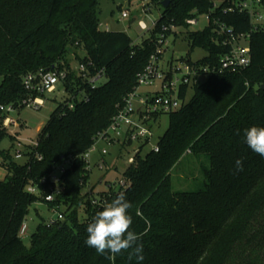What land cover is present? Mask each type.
<instances>
[{"label": "trees", "instance_id": "16d2710c", "mask_svg": "<svg viewBox=\"0 0 264 264\" xmlns=\"http://www.w3.org/2000/svg\"><path fill=\"white\" fill-rule=\"evenodd\" d=\"M153 1L163 8L161 18L149 39L136 44L127 33L100 28L99 0H0V145L12 141L9 149H0V167L7 172L0 180V264H130L127 252L109 258L84 244L88 224L105 207L93 206L83 193L81 182L91 175L84 156L139 88L138 75L156 54L161 34L178 38L171 27L187 29L191 53L202 49L207 55L197 62L181 60L198 66L217 69L229 53L214 24L198 31L187 24L211 13L218 0H169L168 8L162 6L166 0ZM225 1L212 14L237 33H249V16L224 14L232 0ZM250 47L247 68L209 72L203 81L181 86L182 100L190 90L193 96L166 114L170 124L160 151L143 156L148 142L141 145L123 172L125 186L112 185L100 196L106 205L120 193L130 202V230L143 244V264H264V158L243 142L244 129L264 126V28L251 34ZM49 72L66 74L61 84L67 99L57 103L35 145L18 147L17 136L4 126L9 114L1 108L25 109L26 100L39 96L26 90V79ZM100 73L107 82L90 83ZM18 150L25 162L16 160ZM187 152L207 157L205 181L200 190L175 192L171 173ZM61 167L66 169L58 200L47 203L27 191ZM40 189L43 196L50 193ZM37 203L57 209L64 220L53 226L42 221L27 247L19 232Z\"/></svg>", "mask_w": 264, "mask_h": 264}, {"label": "built area", "instance_id": "2783aa9c", "mask_svg": "<svg viewBox=\"0 0 264 264\" xmlns=\"http://www.w3.org/2000/svg\"><path fill=\"white\" fill-rule=\"evenodd\" d=\"M130 1V0H129ZM144 4L147 0H137ZM225 0H218L215 2L211 13L202 15L200 17H192L187 20L189 28L196 27L199 25L200 18H204L207 22V26L214 24L217 27V32L225 36L224 46L229 48V53L221 58L220 66L217 69H211L210 67L198 66L192 64L185 60H180L178 65L175 67H170L169 71L160 70L159 64L163 56L164 48L168 46L169 38H166L165 34H161L158 40V48L156 54L151 57L150 64L147 69L138 75L139 88L136 92L132 93L125 102V106L119 111V113L114 117L112 125L110 128L99 136L98 140L102 139L107 144H116L119 142L120 132L123 129V141L122 144H127L132 146L133 144H138L139 146L150 142L153 137V124L157 122L154 118L158 114H169L171 112L181 109L186 100L180 98V88L181 86L187 85L192 86L200 81H203L209 72L223 73H236L245 68H247L251 63V47L250 38L253 32H257L264 28V15L261 14L264 11V0H232L229 5L222 9L224 14L230 13H246L250 19V32L249 33H237L234 27L228 26L222 23L220 19H216L214 12L220 9L224 5ZM144 5L143 8H146ZM194 15L198 14V11L193 12ZM129 16L128 11L122 12V18H127ZM139 27L142 31H153L157 27V22H154L152 28L140 21ZM168 27H163V32H167ZM172 31H176L174 27H171ZM79 71L84 73L86 71L85 66H80ZM84 77H86L84 75ZM66 78V74L63 72H49L46 74H41L37 76H28L25 81L26 90L30 93H37L39 96L36 98H29L24 102L27 108L34 110H40L45 105V99L48 94L56 93L57 85ZM102 79V73L96 77L90 79V83L95 84ZM158 84L157 90L153 92L140 94L139 89L141 87H154ZM45 96V98H44ZM188 98V97H187ZM71 109L74 108L73 105L70 106ZM2 112L10 113L15 110L13 107H2ZM4 126L7 129L14 127L19 129L20 125L18 122L11 118H7L4 122ZM96 141V142H97ZM96 144V143H95ZM94 146L89 150L84 156V159L88 165V170L91 169V154L96 151ZM22 144L19 142L18 147ZM35 145V144H34ZM129 146V147H130ZM128 147V146H127ZM140 149L136 153L139 152ZM154 152L158 153L160 151L159 146L153 149ZM102 158L108 154L106 151L100 153ZM41 159V157H39ZM23 159V155L20 150L16 153V160ZM103 160V159H102ZM133 163V160H132ZM102 167V166H100ZM65 167L59 168L55 173H53L48 179H43L40 182V186L48 187L50 193L43 196V191L40 186H29L27 191L30 194H35L36 196L43 198L45 202L51 203L58 200L62 195V190L59 187L60 175L65 172ZM120 187L125 186L124 182L120 183ZM81 185L83 187L86 184L82 181ZM90 202L93 206H106L105 198H96L89 193ZM56 213L57 209H52ZM64 220L63 214L58 211L57 217L52 218L47 223L48 225H55L58 222ZM28 234V226L24 222L19 236L21 238L26 237Z\"/></svg>", "mask_w": 264, "mask_h": 264}, {"label": "rangeland", "instance_id": "374dc122", "mask_svg": "<svg viewBox=\"0 0 264 264\" xmlns=\"http://www.w3.org/2000/svg\"><path fill=\"white\" fill-rule=\"evenodd\" d=\"M147 5V8H143ZM100 6V28L103 31H117L127 33L136 44H141L143 41L149 39L150 32L142 31L139 27V22H144L148 28H152L154 22L159 21L163 8L153 0H147L144 4L137 0H99ZM128 11L129 16L122 18V12ZM264 15V11L261 12ZM137 19V20H135ZM207 26L204 18H200L199 25L191 27L189 31L203 30ZM187 29H179L177 31L178 38L172 36L168 40V46L164 48V54L160 61V70L166 72L170 67L178 65L179 61L189 57L192 61L197 62L203 59L207 54L202 49H196L191 53V43L187 39ZM191 53V54H190ZM190 54V56H189ZM107 82L106 78L101 79L97 86H101ZM158 84L154 87H141L139 93L146 94L149 91L157 90ZM193 96V91L190 90L187 101ZM67 95L62 84L57 85V91L53 94H48L45 99V105L40 110L25 108L22 110H13L9 113V118L14 121L23 123V128L20 126L18 131L14 127L8 129L11 135L17 136L18 141L23 145L35 144L38 138L40 127H44L56 109L57 103L64 102ZM170 118L168 115L160 116L159 120L153 124V137L149 144L143 149L142 155L152 151L158 146L161 138L164 136L169 128ZM124 130L120 132L119 142L116 144H107L102 139L96 142V151L91 154V175L83 188V193H89L96 198L105 194L110 186L119 189L122 182V176L125 168L134 161L136 152L139 149L138 144H133L123 148L121 143L123 141ZM16 137V139H17ZM12 146L10 138H6L0 145L1 150H7ZM106 151L108 154L105 158L101 157L100 153ZM103 159V160H102ZM24 162L23 159L18 160ZM98 163V165H96ZM102 166V167H100ZM209 163L205 155L196 156L187 152L181 162L177 164L171 173L172 189L175 192H192L200 190L205 181L203 168L208 167ZM7 172L0 167V180H6ZM66 211V207L62 208ZM58 210L53 212L49 210L47 205L37 203L33 205L25 223L28 226V234L23 238V243L31 246V240L36 233L42 221L48 223L50 219L57 217Z\"/></svg>", "mask_w": 264, "mask_h": 264}, {"label": "clouds", "instance_id": "9594fccd", "mask_svg": "<svg viewBox=\"0 0 264 264\" xmlns=\"http://www.w3.org/2000/svg\"><path fill=\"white\" fill-rule=\"evenodd\" d=\"M243 142L251 151L264 158V126L244 129ZM235 168L237 172L243 171L242 160H236ZM130 208V202L124 193H120L103 210L98 211L86 228L85 246L94 249L98 255H107L109 258L127 252L130 264L133 261L135 264H143V244L138 243V234L130 230Z\"/></svg>", "mask_w": 264, "mask_h": 264}, {"label": "crops", "instance_id": "0c3cea01", "mask_svg": "<svg viewBox=\"0 0 264 264\" xmlns=\"http://www.w3.org/2000/svg\"><path fill=\"white\" fill-rule=\"evenodd\" d=\"M135 20H137V19H135ZM150 92H153V91H149V92H147V93H150ZM19 125L23 128V123H20ZM42 128H43V127H40V128L38 129L39 133H40V131L42 130ZM15 130L18 131V129H15ZM38 135H39V134H38ZM17 141H18V137H17ZM18 142L22 143L21 141H18ZM22 145H23V144H22ZM31 145H34V144H31ZM23 160H24V159H23ZM24 162H25V160H24ZM96 165H98V163H97Z\"/></svg>", "mask_w": 264, "mask_h": 264}, {"label": "water", "instance_id": "95a60500", "mask_svg": "<svg viewBox=\"0 0 264 264\" xmlns=\"http://www.w3.org/2000/svg\"><path fill=\"white\" fill-rule=\"evenodd\" d=\"M169 5H170V1H169V0H166V1H164V2L162 3V6H163L164 8H168Z\"/></svg>", "mask_w": 264, "mask_h": 264}]
</instances>
